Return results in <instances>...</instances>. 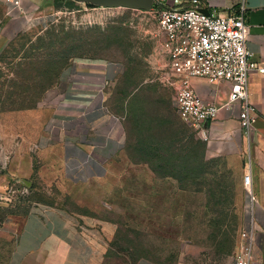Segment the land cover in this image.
<instances>
[{"label": "rangeland", "instance_id": "rangeland-1", "mask_svg": "<svg viewBox=\"0 0 264 264\" xmlns=\"http://www.w3.org/2000/svg\"><path fill=\"white\" fill-rule=\"evenodd\" d=\"M72 1L48 26L10 44L0 68L1 122L14 131L52 130L56 102L48 95L61 73L80 62L107 66L121 70L108 89L106 106L124 123L126 152L108 178L86 184L68 181L58 157L48 155L40 185L26 194L17 187L13 203L5 202L15 207L16 222L42 204L82 224L87 219L109 223L112 237L101 264H228L241 237L252 230L244 178L254 153L253 134L241 129V161L215 155L212 144L173 109L176 91L166 82L156 15ZM131 93L138 97L131 103L140 109L139 118L149 125L146 135L152 133L153 141L163 145L157 154L196 163L198 181L183 182L177 192L163 178L171 171L157 158L153 184L150 171L133 166L145 154L126 111ZM12 240L0 237V254L6 256Z\"/></svg>", "mask_w": 264, "mask_h": 264}, {"label": "crops", "instance_id": "crops-1", "mask_svg": "<svg viewBox=\"0 0 264 264\" xmlns=\"http://www.w3.org/2000/svg\"><path fill=\"white\" fill-rule=\"evenodd\" d=\"M20 1L21 11L10 13V4L0 0V68L10 44L24 35L39 32L62 12L54 0ZM211 2V11L233 9L238 14L243 13L250 26L247 43L250 60L264 67V0ZM120 73L121 70L85 62L67 67L48 95L56 102L57 114L50 131L44 128L31 133L8 130L0 117V237L13 238L6 256L0 254L3 264L102 263L112 237L109 223L87 219L82 224L61 210L34 204L27 214L20 217L18 224L17 211L14 206L6 205L5 198L15 180L30 189L35 183L40 185V179L46 177L48 155L58 157L64 176L75 184L99 181L111 175L116 160L127 147L124 123L106 106L108 89ZM249 82L257 120L253 131L254 153L247 175H252L253 189L258 198V204L251 211L252 229L256 232L251 264H264V74L253 71ZM192 85L206 101L222 106L228 100L230 85L226 82L210 84L205 79L195 78ZM239 113V105L222 108L217 120L206 125L205 133L201 137L197 134L209 141L210 146L212 144L215 155L241 161L239 154L243 139ZM148 137L154 140L152 133ZM164 158H168L167 154ZM151 159L145 156L144 160H136L133 166L150 171L153 184L158 176ZM170 161L175 164L176 160ZM168 164L164 167L170 169ZM181 166L184 168V163L176 162L172 168ZM163 178L168 184H174L177 192L181 191V184L174 176L167 174ZM2 250L0 248V252Z\"/></svg>", "mask_w": 264, "mask_h": 264}, {"label": "built area", "instance_id": "built-area-1", "mask_svg": "<svg viewBox=\"0 0 264 264\" xmlns=\"http://www.w3.org/2000/svg\"><path fill=\"white\" fill-rule=\"evenodd\" d=\"M10 13L21 11L20 0H6ZM211 0H155L152 12L161 32V51L168 67L166 82L175 89L174 107L179 118L200 137L207 124L214 123L222 108L239 105L241 129L253 134L257 108L251 101L250 74H264V67L250 60L247 49L250 26L243 13L211 11ZM208 9L210 14L201 10ZM205 79L210 84L226 82L230 85L227 102L220 106L200 97L192 80ZM252 175L244 178L250 210L258 204ZM30 191L19 180L7 190L6 201L13 203L16 188ZM4 198V197H2ZM2 200V199H1ZM256 232L252 229L237 243L228 264H251Z\"/></svg>", "mask_w": 264, "mask_h": 264}, {"label": "trees", "instance_id": "trees-1", "mask_svg": "<svg viewBox=\"0 0 264 264\" xmlns=\"http://www.w3.org/2000/svg\"><path fill=\"white\" fill-rule=\"evenodd\" d=\"M71 1L72 0H54L55 6L61 10L64 7H67ZM87 6L90 8L94 7L93 5H90V4H87ZM137 91H140V89H138ZM134 98H136V99L138 98L135 93H133V94L131 93L128 96L127 110L126 111H128V114L130 113L134 119L133 123H132L133 128L135 130H138V132L140 133L141 141H140V143H138V147H139L140 152L144 153L145 156H147V159L152 158L153 160L152 159H151L152 161L150 160L152 163H155L154 160H156V158L158 160H160L161 162H163L164 165L167 163H170V164H168V166H170L171 168L170 169L166 168V169L170 170L171 172H169L167 174L174 176L180 182V184H182L183 182H186V181H198L201 177V174L200 173L198 174V176H197L198 179L196 180V176L194 173V170L196 168L195 167L196 163L182 161L180 159H177L176 157H172V155L166 159V158H164V156H162L161 153L157 154V152H160L162 150L163 145L158 144V143L154 142L153 140H150L149 137L146 135V133H148V130H149V125L147 127L146 122L139 118V111H137V110H140V109H138V107L135 106V104L133 105V103H131ZM173 158H175V160H176V161H174L175 164H172L171 163L172 161H170ZM176 162H180V165H182L184 163V165H185L184 168H182V166H181V168H179V169H176V168L173 169L172 167L176 165ZM198 168L200 170L202 169V163H198ZM200 170H199V172H200ZM154 172H155V169H154ZM167 174H165V175H167Z\"/></svg>", "mask_w": 264, "mask_h": 264}, {"label": "water", "instance_id": "water-1", "mask_svg": "<svg viewBox=\"0 0 264 264\" xmlns=\"http://www.w3.org/2000/svg\"><path fill=\"white\" fill-rule=\"evenodd\" d=\"M80 4H90L101 8H125L142 12H151L155 0H73ZM205 14H210L208 9L201 10Z\"/></svg>", "mask_w": 264, "mask_h": 264}]
</instances>
